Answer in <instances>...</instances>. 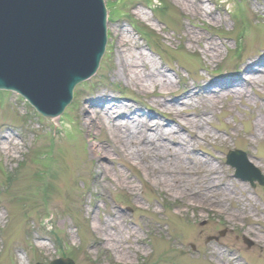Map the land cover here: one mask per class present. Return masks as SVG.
<instances>
[{"label":"rangeland","instance_id":"rangeland-1","mask_svg":"<svg viewBox=\"0 0 264 264\" xmlns=\"http://www.w3.org/2000/svg\"><path fill=\"white\" fill-rule=\"evenodd\" d=\"M201 1L203 12L194 14L186 0H105L108 43L100 68L51 122L18 94L0 91V264H264L263 61L260 73L247 75L255 84L245 86L246 97L219 87L245 83L243 70L264 58V0ZM123 30L132 47L122 53L134 54L139 66L144 56L150 71L164 75L157 84L119 73ZM191 34L199 39L189 41ZM214 42L221 56L206 52ZM208 87L218 96L214 108L193 100L207 99ZM97 97L110 99L99 101L107 108L133 109L114 126L125 116L164 125L159 166L136 150L143 144L133 157L122 141L119 151L108 147V156L94 153L98 144L115 143L103 108L84 113ZM174 117L202 130L181 131L169 143ZM184 140L183 155L168 151ZM234 150L253 167L249 182L226 164ZM206 159L207 169L194 164Z\"/></svg>","mask_w":264,"mask_h":264},{"label":"water","instance_id":"water-1","mask_svg":"<svg viewBox=\"0 0 264 264\" xmlns=\"http://www.w3.org/2000/svg\"><path fill=\"white\" fill-rule=\"evenodd\" d=\"M106 45L104 0H0V89L19 93L48 119L96 74ZM231 164L250 181L242 159Z\"/></svg>","mask_w":264,"mask_h":264},{"label":"bare ground","instance_id":"bare-ground-1","mask_svg":"<svg viewBox=\"0 0 264 264\" xmlns=\"http://www.w3.org/2000/svg\"><path fill=\"white\" fill-rule=\"evenodd\" d=\"M186 1H187V6L189 8H191V11H193L194 14H197L200 11L203 12L204 8H203L201 0H197V2L200 4H196L195 2L193 4V1L189 2L190 0H186ZM123 33H125L124 30L122 32L121 31L117 32V36L119 37L118 53H119V57H120L118 59L119 73L121 75H128V74L133 72V75H132L133 78H131V82H135L134 79H136V82H139V83L151 81L152 84L154 82L157 84L161 80V79L159 80L158 77H160V76L164 77V75L161 74V72L159 70H156V68L153 71L152 70L150 71L148 69V65L145 64L144 60H142V59H145L144 56H142V57L139 56L141 58V62H140L141 64L139 66V62L136 60L137 57L134 54H131L132 56L128 57L126 54L122 53L124 51V49H125V51H127V50H130V46L132 47L129 40H127L126 38L123 39V35H122ZM191 35L192 36L189 35V41H194L195 38H196V40L199 39V36H197L196 34H191ZM218 49H220V46H218V43L214 42V44H211V45L208 44V49L206 52H211L212 54H217V55L219 54V56H221L220 50H218ZM121 55H123V56H121ZM257 61H259V64H254V66H253V64H251L249 67H246L243 70V75L246 78L245 83L243 82L244 84L243 83H237L236 81L233 83L224 82V83L220 84L219 87L223 88V90H227V92H229V93H227L228 95H234L237 97L242 95L243 97H246V95H245L246 92L244 91L246 89L245 86H247V84H252L254 86V84H255V80L253 81L252 76L249 77L247 75H249V73L254 75L255 72L260 73L259 71H261L260 70L261 63H262V61L264 63V58H262V59L258 58ZM139 67H142L143 69L141 71H138ZM156 78H158L157 81H156ZM238 88H241V89L238 90ZM204 93L206 94L207 99L198 96L197 97L198 99L193 98V100L197 101L196 104H198V106L202 105V103L205 102L204 100H206L207 103L210 104V107L214 108L216 106L215 103H216V98H218V96L215 95L212 90H210V87L206 88L204 90ZM108 100H110V99L106 98V97H102V98L97 97L96 99L94 98L93 103L90 102V103L85 104V106H83L84 113L87 115L92 109H96L99 107L101 109L103 108L102 110H99V111L101 112L102 116H105V114H106L107 119L109 120V122L112 123L111 127L113 129L112 132H113V135L115 137L114 138L115 143L111 140L106 145L104 143L106 140H101V141L99 140L101 143H104V144L103 145H99V144L96 145L94 153L96 155H98L99 157H102V155H104L105 153L107 154L106 156H108V147L117 149V151H119L118 147L116 148L115 144H118L120 141H122L124 146L126 145L127 149L131 150L130 156L133 157L135 148L138 146V144H143V145H145L144 147L138 146L140 148V150L138 148H136V150L144 153L147 158H152V163H156V165L159 166L158 165V159L162 155V153H161L162 150L166 149V147H167V145H165L164 143L161 142L162 137L166 135L164 133V125H162L160 123H156L154 126L152 121L147 116L145 118L143 117V119H141V120H136L135 117L125 116L127 118V120L123 124H118V125L114 126L113 121H115L116 118H119V117L126 115V114L129 115L133 111V109L131 107L127 106V108H125V109H118L117 110V108L112 107L111 105L109 106V108H107L105 104H101L99 102V101H108ZM178 103H180V102H178ZM137 117L141 118L140 115H138ZM176 117L173 118V119H175L174 122L176 123L175 124L176 125L175 136L172 137L171 139H169V137L166 136V137H168L167 142L170 143L173 140H175L176 138H179L178 136H180L179 133L181 131H186V130H190V129H194V128L202 130V127L196 121H194L192 119L191 120H188V119L185 120V124L187 125V127H186V126H183L182 122L178 121ZM102 121H103V119H102ZM134 121H137V123H134ZM101 122H100V125H101ZM92 124L93 123H91V122L88 124V128H89L88 130L91 133L94 130L93 129L94 125H92ZM259 127H262V126L260 125ZM148 128H150L151 134L147 133ZM162 134H165V135H162ZM3 139L7 142L6 143L7 145L12 144L13 146H16V144H14L15 143L14 137H4ZM187 144H189V143L186 142V140H184L179 145L180 146L179 149L174 150L173 148L170 149V147H168V151H171L173 154L175 152L176 154L180 153L181 155H183L184 152L186 151V147L188 146ZM169 154H170V152H169ZM101 160L104 161V158H102ZM178 163H179V161H178ZM194 164H200V166L207 169V167L209 166L208 164H210V162L206 159L205 162L203 160H200V161H196ZM161 168H163V167H161ZM212 171L215 172L214 169H212ZM209 185L210 184H206V183H203L201 185L202 188H205L203 194L206 193V196H210V192L212 191V190H210ZM220 192L227 195L229 192V189L224 188V189L220 190ZM192 195L195 196L194 193H192ZM189 198L193 199L192 197H189ZM2 219L3 218L0 215V221ZM263 240H264V235H263Z\"/></svg>","mask_w":264,"mask_h":264}]
</instances>
